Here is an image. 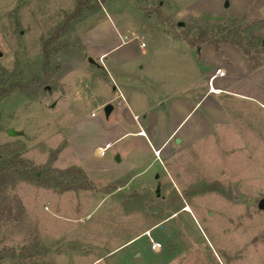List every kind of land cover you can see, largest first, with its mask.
I'll list each match as a JSON object with an SVG mask.
<instances>
[{"label": "rangeland", "instance_id": "obj_1", "mask_svg": "<svg viewBox=\"0 0 264 264\" xmlns=\"http://www.w3.org/2000/svg\"><path fill=\"white\" fill-rule=\"evenodd\" d=\"M87 4L58 32L48 80L0 99V151L19 153L29 169L6 192L22 213L0 214V251H13L0 264H264V211L257 208L264 198V0ZM76 6L0 0V67L11 71L18 62L26 78L42 75V45ZM105 15L149 45L164 35L178 47L194 27L238 21L261 45L250 58L228 43L193 46L197 86L220 90L208 91L162 143L172 127L159 129L160 139L147 137L133 111L120 109L114 73L81 49ZM192 89L185 94L194 103ZM145 91L151 102L161 97ZM138 99L129 95V102ZM184 113L174 112L168 125ZM70 167L82 170L87 188L47 180Z\"/></svg>", "mask_w": 264, "mask_h": 264}, {"label": "crops", "instance_id": "obj_2", "mask_svg": "<svg viewBox=\"0 0 264 264\" xmlns=\"http://www.w3.org/2000/svg\"><path fill=\"white\" fill-rule=\"evenodd\" d=\"M106 27L110 32L104 36L101 32ZM129 29L126 24H116L105 15L103 19L93 23L87 35L92 33L81 40V49H87L93 59H98L97 66L106 75L108 70L114 73L111 77L112 88L118 89V93H122L124 97V101H118L120 109L133 111L132 117L137 120L138 128L147 129V137L159 138V129L172 127L161 134L162 143H165L208 91L218 92L220 89L209 86L202 90L197 86L201 74L196 68L193 46L182 40L177 47L166 40L164 35L161 38L165 40L154 41L149 45L143 40L142 33L136 35L134 30ZM141 42L144 46L140 45ZM179 47L181 53L174 54L172 50H179ZM181 78L185 80L177 84V79ZM147 87L151 91L157 90L161 97L151 102L145 91ZM188 88H193V94L198 98L194 103L187 100L185 92ZM132 92L140 99L130 103L129 95ZM178 110L185 111L184 116L175 124L168 125L172 114ZM136 133L141 134L138 131Z\"/></svg>", "mask_w": 264, "mask_h": 264}, {"label": "trees", "instance_id": "obj_3", "mask_svg": "<svg viewBox=\"0 0 264 264\" xmlns=\"http://www.w3.org/2000/svg\"><path fill=\"white\" fill-rule=\"evenodd\" d=\"M90 9L87 4V0H77V6L74 11L64 17L62 24L53 33H51L42 45L41 54L44 59L43 66L41 68L42 75H31L26 78L23 75V71L19 68L18 62L15 63V67L9 71L3 67H0V99L14 90L25 91L29 89L33 84H42L48 80L49 70L47 69V63L50 60L53 48H56L55 41L59 37V33L66 31V25L69 20H75L79 17L80 12L83 9ZM192 28V26H191ZM246 25H243L240 21L233 25H217L214 27L199 26L194 27V33L191 35H184L183 41L190 46H199L201 43H208L218 50L219 46L223 43H228L237 46L242 54L248 58L252 52H258L261 45L256 37L248 35L246 33ZM63 30V31H62ZM59 32V33H58ZM51 46V47H50ZM28 163L20 157L19 153H4L0 151V214L10 217L14 210V207L21 212V205L15 201L16 198L10 200L6 192L11 189L15 177L19 179H26L24 174H27ZM79 174V175H78ZM78 175V176H77ZM84 174L79 168L70 167L66 170L55 171L49 174V179L54 185L61 187V189L70 188H87L88 182L79 177H83ZM40 248V247H39ZM30 250L33 252V246ZM38 252V251H37ZM31 255V254H30ZM33 255V254H32ZM13 256V251L6 252L0 251V260L4 257Z\"/></svg>", "mask_w": 264, "mask_h": 264}, {"label": "water", "instance_id": "obj_4", "mask_svg": "<svg viewBox=\"0 0 264 264\" xmlns=\"http://www.w3.org/2000/svg\"><path fill=\"white\" fill-rule=\"evenodd\" d=\"M178 25H182L183 23L182 22H178L177 23ZM262 45H264V39L262 40ZM112 105L110 103L106 104L104 107H103V110H104V114L105 115H108L110 113V111L112 110ZM15 134V131L13 129H10L8 131V135H14ZM158 187L156 188L155 192L157 193L158 195ZM257 208L258 209H261L264 211V198H260L257 202Z\"/></svg>", "mask_w": 264, "mask_h": 264}, {"label": "built area", "instance_id": "obj_5", "mask_svg": "<svg viewBox=\"0 0 264 264\" xmlns=\"http://www.w3.org/2000/svg\"><path fill=\"white\" fill-rule=\"evenodd\" d=\"M141 46H144V43L143 42H141V44H140ZM118 97L121 99V100H123L124 101V97L122 96V94L121 93H118ZM94 113H92V115H93Z\"/></svg>", "mask_w": 264, "mask_h": 264}, {"label": "flooded vegetation", "instance_id": "obj_6", "mask_svg": "<svg viewBox=\"0 0 264 264\" xmlns=\"http://www.w3.org/2000/svg\"><path fill=\"white\" fill-rule=\"evenodd\" d=\"M158 187V189H159V185L158 184H156V187L155 188H157Z\"/></svg>", "mask_w": 264, "mask_h": 264}]
</instances>
